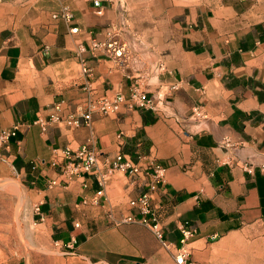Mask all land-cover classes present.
<instances>
[{
  "label": "crops",
  "instance_id": "obj_1",
  "mask_svg": "<svg viewBox=\"0 0 264 264\" xmlns=\"http://www.w3.org/2000/svg\"><path fill=\"white\" fill-rule=\"evenodd\" d=\"M95 1L2 0L14 12L0 29V132L20 129L0 150V264H177L184 226L192 264H264V0ZM65 9L70 22L54 17ZM133 84L154 109L34 124L55 103L128 97ZM87 144L100 163L123 152L167 166L153 197L169 249L119 224L137 195L122 172L98 204L94 177L59 181L50 161Z\"/></svg>",
  "mask_w": 264,
  "mask_h": 264
},
{
  "label": "built area",
  "instance_id": "obj_2",
  "mask_svg": "<svg viewBox=\"0 0 264 264\" xmlns=\"http://www.w3.org/2000/svg\"><path fill=\"white\" fill-rule=\"evenodd\" d=\"M95 6H100L99 0L95 1ZM54 17L62 18L67 22L73 19L72 13L67 9L55 14ZM72 31L76 32L77 29L75 28ZM93 46L95 48H110L118 57L123 54L122 49L117 47V42H94ZM172 88L177 89V86ZM123 107L154 109V103L145 89H142L138 84H133L128 97L123 93H117L113 96H92V94H89L85 101L75 106H72L66 100L55 103L51 106L49 113L38 116L34 124L38 125L43 132L48 131L50 127L58 123H63L70 129H77L91 125L95 113L108 116L120 112ZM197 114H199V111L198 108H195L193 115ZM19 129L20 125L16 124L11 129H3L0 132V150L10 147V141L17 136ZM100 156L101 153L97 149L87 144L75 150H64L62 162H58V159L55 158L50 163L52 166L60 168L59 181L66 184L79 176L94 177L100 186L92 199L95 204H98L100 199L105 196V183L109 177L115 171L122 172L127 177L133 190H137V195L129 200L131 213L119 221V224L143 225L152 231L164 248L169 249V244L164 240L163 230L160 226V215L154 208L155 199L153 197L154 193L165 184L167 166L155 162L136 163L123 152H120L114 158H105L102 163H100ZM42 163H45V161H42ZM246 170L252 173L254 171L253 165H248ZM261 171L264 173V166L261 167ZM56 183L57 180L52 182V184ZM36 209L39 211V206ZM79 227L80 223H76L75 228ZM182 234V246L176 255V262L177 264H192L188 262L189 252L186 246L195 235V231L191 227L184 226ZM66 246L69 251L75 252L77 247L76 237H72Z\"/></svg>",
  "mask_w": 264,
  "mask_h": 264
},
{
  "label": "rangeland",
  "instance_id": "obj_3",
  "mask_svg": "<svg viewBox=\"0 0 264 264\" xmlns=\"http://www.w3.org/2000/svg\"><path fill=\"white\" fill-rule=\"evenodd\" d=\"M1 3H2V0H0V29L4 27H8L12 24L11 18H9V16L11 17L14 12V8L12 7L11 4L3 5ZM28 248L29 247L26 246L27 251H28ZM51 251L52 253H54L56 250H51Z\"/></svg>",
  "mask_w": 264,
  "mask_h": 264
}]
</instances>
